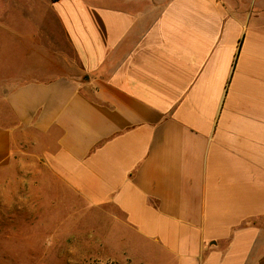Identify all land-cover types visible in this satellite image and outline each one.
Segmentation results:
<instances>
[{"label": "crops", "instance_id": "0c3cea01", "mask_svg": "<svg viewBox=\"0 0 264 264\" xmlns=\"http://www.w3.org/2000/svg\"><path fill=\"white\" fill-rule=\"evenodd\" d=\"M13 2L42 7L0 16V170L42 150L82 264H264V0Z\"/></svg>", "mask_w": 264, "mask_h": 264}, {"label": "rangeland", "instance_id": "374dc122", "mask_svg": "<svg viewBox=\"0 0 264 264\" xmlns=\"http://www.w3.org/2000/svg\"><path fill=\"white\" fill-rule=\"evenodd\" d=\"M26 5L28 3L24 5L14 3L13 0H0V6L8 9L5 15L0 16H4V21L9 22L12 28L14 19L23 17L33 20L38 16V6L41 8L42 3ZM20 27L27 30L29 25H16V28ZM2 42L0 38V45L4 44ZM6 58L0 55V60ZM44 159L42 150L27 146L25 150L14 154L12 160L15 163L11 168L0 170L1 264H82L83 255L91 261L93 249L87 247V243L91 244L94 235L92 212L87 211L84 219L85 247L82 248L80 232L77 234L76 231L68 233L61 230V225L66 224L70 230H76V217H53L51 213L54 211L45 208L43 198L46 172L40 164ZM33 177L38 179L37 185L29 180ZM53 188V191H60V186Z\"/></svg>", "mask_w": 264, "mask_h": 264}]
</instances>
